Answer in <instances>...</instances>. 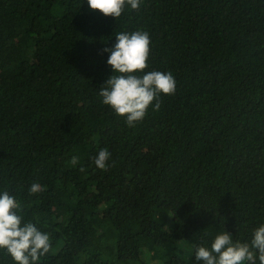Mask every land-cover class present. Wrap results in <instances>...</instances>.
Wrapping results in <instances>:
<instances>
[{"label":"trees","instance_id":"16d2710c","mask_svg":"<svg viewBox=\"0 0 264 264\" xmlns=\"http://www.w3.org/2000/svg\"><path fill=\"white\" fill-rule=\"evenodd\" d=\"M137 30L147 71H171L176 91L129 127L99 91L114 74L104 49ZM5 190L50 235L38 264H202L196 245L224 231L250 243L264 224V0H142L117 20L87 0H0ZM0 264L15 262L0 250Z\"/></svg>","mask_w":264,"mask_h":264},{"label":"clouds","instance_id":"9594fccd","mask_svg":"<svg viewBox=\"0 0 264 264\" xmlns=\"http://www.w3.org/2000/svg\"><path fill=\"white\" fill-rule=\"evenodd\" d=\"M87 3L91 10L117 20L129 7L139 10L142 0H87ZM115 39L113 48L104 49L110 53L107 63L114 74L101 87L99 96L129 127H135L146 118L150 108L160 110L162 95L175 94L176 81L171 71H147L151 54L148 32H119ZM109 160L110 152L104 148L94 163L106 170ZM77 162L78 157H73L72 163ZM41 191L39 183L29 188L30 194ZM21 208V203L7 190L0 193V250L10 255L15 264H38L51 251V238L33 222H26ZM257 258L259 264H264V224L254 230L250 243H234L233 236L224 231L215 236L210 246L196 245L195 259L202 264H256Z\"/></svg>","mask_w":264,"mask_h":264}]
</instances>
